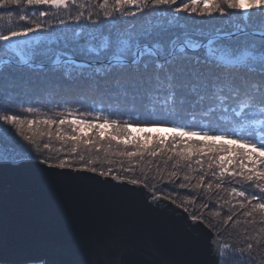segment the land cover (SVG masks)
I'll list each match as a JSON object with an SVG mask.
<instances>
[{
    "label": "snow or ice",
    "instance_id": "6c2138e0",
    "mask_svg": "<svg viewBox=\"0 0 264 264\" xmlns=\"http://www.w3.org/2000/svg\"><path fill=\"white\" fill-rule=\"evenodd\" d=\"M89 2L85 14L81 0H0L26 10L0 30V162L127 185L190 227L206 222L188 206L207 189L201 209L228 206L208 223L214 264H264V0ZM218 189L229 198L213 201ZM230 222L242 227L222 242Z\"/></svg>",
    "mask_w": 264,
    "mask_h": 264
},
{
    "label": "water",
    "instance_id": "95a60500",
    "mask_svg": "<svg viewBox=\"0 0 264 264\" xmlns=\"http://www.w3.org/2000/svg\"><path fill=\"white\" fill-rule=\"evenodd\" d=\"M0 162V258L64 264H214L215 234L181 211L145 205L140 191L38 161ZM59 173V174H57Z\"/></svg>",
    "mask_w": 264,
    "mask_h": 264
},
{
    "label": "trees",
    "instance_id": "16d2710c",
    "mask_svg": "<svg viewBox=\"0 0 264 264\" xmlns=\"http://www.w3.org/2000/svg\"><path fill=\"white\" fill-rule=\"evenodd\" d=\"M82 3H84L85 5V14L88 13V10L91 7V3L89 2V0H81ZM92 2H94V0H92ZM92 11H95L96 9H91ZM20 14H26V10L25 9H19L17 11H14L11 16H9V14L7 12L4 11H0V30H7L9 27H19L21 26L24 22L19 21V15ZM138 19V18H137ZM233 21H236L238 19H240L239 16L234 15L232 17ZM6 57L4 56L3 53H0V60L5 59ZM48 99H54V97H48ZM69 99H71V97H69ZM28 105H25V107H27ZM36 107H40V105H35ZM70 107H78V105L76 104H72L70 105ZM47 111L46 108H41V113L38 115V118H44L43 117V113H45ZM22 116H27L28 118H37L36 116H34L33 114H28L26 112H23V110H20ZM10 114H15V112L10 113ZM26 134L28 135H32V133H29L26 131ZM164 135H167V133H164ZM17 136L19 139H23L22 137H19V134L17 133ZM45 140L47 139V137L44 138ZM53 145V151H55V149L60 147V142L56 141L54 138L50 141ZM27 143V142H25ZM44 154H48L47 151L45 150ZM121 175H124L123 172L120 173ZM137 178H139V172H137ZM208 181L206 180L205 183H207ZM177 183H179V181H177ZM193 183H195V181H193ZM237 187H239V185H236ZM227 187V185H226ZM182 195H186L188 194V190H178ZM200 195L197 196L196 202L192 205H189V211L190 212H200L203 211L204 216L206 218V222L204 223L207 227H208V223L211 224H218L221 219L223 218V213L224 211L227 210V205H225L224 209H220V205L216 204L215 207L217 210L221 211V217H213L212 215H210V210H211V205L209 207V209H201L200 205L201 202L206 198L207 195V189H200L199 190ZM217 195H221L224 197V199H228V194L226 192H224L221 189L215 190L211 193V196L213 198V201H215V198ZM235 202V201H233ZM221 203H223V201H221ZM242 227V225H237L236 227L233 226V224L230 222L229 225L223 230V238H222V242H229L232 243L234 238H236L237 236V230L238 228ZM209 228V227H208ZM214 234L215 232L209 228ZM231 234V235H230Z\"/></svg>",
    "mask_w": 264,
    "mask_h": 264
}]
</instances>
